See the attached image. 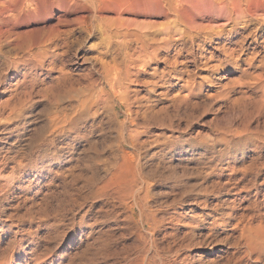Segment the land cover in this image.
<instances>
[{"label":"rangeland","instance_id":"obj_1","mask_svg":"<svg viewBox=\"0 0 264 264\" xmlns=\"http://www.w3.org/2000/svg\"><path fill=\"white\" fill-rule=\"evenodd\" d=\"M90 1L99 0H33L30 18L25 8L0 0V30L12 34L0 42L6 52L0 55V264H129L153 241L159 257L169 246L181 247L176 262L163 264H264V227L255 231L251 252L243 239L249 224L264 225V15L233 22L224 13L211 20L191 10L194 17L185 16L191 38L161 47L137 76L130 66L131 81L117 83V97L101 103L85 87L109 91L102 66L124 56L115 28L130 23L160 41L182 25L158 13L96 15ZM39 29L41 36L50 29V38L55 29L64 35L63 50L53 45L39 57L43 68L24 62L17 45L23 35L36 43ZM222 47L234 48L233 58ZM59 64L72 93L49 88ZM54 98L74 113L73 128L53 127ZM48 141L59 152L39 157L35 146ZM131 189L140 190L145 204L135 215L116 195ZM188 239L193 244L183 249ZM108 250L117 254L106 258Z\"/></svg>","mask_w":264,"mask_h":264},{"label":"bare ground","instance_id":"obj_2","mask_svg":"<svg viewBox=\"0 0 264 264\" xmlns=\"http://www.w3.org/2000/svg\"><path fill=\"white\" fill-rule=\"evenodd\" d=\"M6 1H8V4H9V6L11 7H14V8H18V10L20 9L19 7H21L22 9L23 8H25L26 9V13L28 14V16H31L35 11V7H33V3H32V1L33 0H6ZM91 2V1H90ZM118 2V3H117ZM35 3V2H34ZM123 3V4H122ZM6 4V3H5ZM91 4V6H90V8H91V11H93V13L94 14H96V12H98V11H106V10H111V12L113 11L114 13H116V14H118V16H120L121 14H123L124 12H135V13H143V14H153V15H158V14H162V15H164V16H166V17H171L172 18V22L173 23H177V24H179V25H182V28H180V29H177V28H170L169 29V31H167L166 33H165V38H162V39H160V41H156V40H154L153 38H151L150 36L148 37V35H150L152 32H148V31H142V30H140V29H132L131 27H130V25H132V24H130V23H126L125 24V27L124 28H115V32L116 33H118V34H120L121 35V38H123L122 40H123V49H124V52H123V55L124 56H122L123 58H122V60H121V63L120 64H118V63H114V64H110V65H103L102 66V70H103V78H104V83L106 82L108 85H109V91H106L105 90V86H100V87H98V88H96L97 90H94V87H85V89L86 90H88V91H92V92H90L91 93V95H94V98H95V96H96V100L97 101H99V102H101L102 103V101H104L103 103H105V100L108 98V96H114V97H117L116 96V92H117V90H116V88L117 87H115V85L117 84V83H120V82H122L123 80H129V81H131V75L133 76V74H135V76H137V73L138 72H140V68H143L144 66H147L148 64H149V62L151 61V60H153L154 58H156L157 56H158V54H159V49L161 48V47H163L164 49L166 48H169V46H170V43L171 42H173V44L177 41V40H179V39H181V37L183 38V37H185V38H191V31H192V26H190L189 24H188V22L187 21H185V16L187 17L188 15H189V17L191 18L192 16H193V14L190 12L191 10H198V12L199 11H202L201 13V17L202 18H206V19H211V20H215L219 15H222L223 13L225 14V15H227V17L231 20V21H233V22H235V21H237V19H240V20H242V21H244V22H247V21H249L250 19H252V18H255L256 19V17H258V16H263L264 15V0H130V1H128V0H121V1H116L115 3L114 2H109V0L107 1V0H99L97 3L96 2H91L90 3ZM3 7V6H2ZM77 8V7H76ZM11 9V8H10ZM46 8L45 7H42V10H45ZM80 9H82V8H80ZM34 11V12H33ZM47 11V10H46ZM48 12V11H47ZM110 12V11H109ZM190 12V13H189ZM193 12V11H192ZM5 13V12H4ZM99 13V12H98ZM158 13V14H157ZM193 13H195V12H193ZM26 14V15H27ZM34 15V14H33ZM46 15V14H45ZM97 15V14H96ZM2 17V16H1ZM5 17V16H4ZM94 17H95V15H94ZM148 17V16H147ZM194 17V16H193ZM30 18H32V16L30 17ZM99 18V17H98ZM118 18H120V17H118ZM227 18V19H228ZM97 19V18H96ZM100 19V18H99ZM228 19V20H229ZM1 20V19H0ZM98 20V19H97ZM118 20V19H117ZM256 20H258V19H256ZM103 21V20H102ZM122 21V20H121ZM121 21H119V23L121 22ZM127 22V21H126ZM1 21H0V26H1ZM124 23V22H123ZM261 23V22H260ZM3 24V23H2ZM103 24V23H102ZM234 24H237V22L236 23H234ZM121 25H122V22H121ZM121 25H119V26H121ZM123 26V25H122ZM133 27V26H132ZM134 27H136V26H134ZM133 27V28H134ZM102 28H104V27H102ZM2 29V28H1ZM60 29V28H59ZM105 29V28H104ZM234 29V28H233ZM106 30V29H105ZM104 30V31H105ZM220 30H224L223 28L222 29H220ZM10 30H8L7 28H5V29H2V30H0V42H1V39H4L3 41L6 43V42H8L7 41V39L9 38V37H11L10 36V32H9ZM43 31V30H42ZM42 31L39 29V30H36V32H38L39 33V35H38V37L39 36H41L40 35V33H42ZM49 31V30H48ZM63 32H67V31H64V30H62ZM111 31V30H110ZM221 31V32H222ZM32 32V31H31ZM47 32V31H46ZM50 32H52V30L50 29ZM49 32V35L51 34ZM54 32V31H53ZM106 32V31H105ZM173 32H178V34H180V35H178V37L177 38H173ZM197 32V31H196ZM199 32V31H198ZM108 33H109V31H108ZM216 34H218V33H220V31H218V32H215ZM33 34V33H32ZM68 34V33H67ZM117 34V35H118ZM197 34V33H196ZM12 35V34H11ZM49 35L47 34V36L48 37H46V35H42L41 37H40V40H38L36 43L35 42H33V41H31V40H29V38H27V35H23V37L21 38V41H18L17 42V45H18V48L22 51V60L24 61V62H26V63H30V64H32L31 66H33V67H36V66H40V65H42V61L43 60H41L39 57L41 56V54L42 53H45V54H47V51H48V49H50L49 47L50 46H52L53 47V45H54V48H55V46L58 48V46H59V43H62L63 42V37H64V35H63V37H62V34H61V32L58 30V29H55V33H54V35H53V37L52 38H50L49 37ZM189 36V37H186V36ZM198 35V34H197ZM201 35V34H200ZM36 36V35H35ZM243 37V36H242ZM189 38V39H190ZM196 38V37H195ZM11 39V38H10ZM175 39H176V41H175ZM119 40V39H118ZM183 40V39H182ZM10 41V40H9ZM191 41L193 42L194 40H193V38L191 39ZM122 42V41H121ZM66 43V42H65ZM3 44V43H2ZM36 44V45H35ZM121 44V43H120ZM119 44V45H120ZM49 45V46H48ZM64 45H66V44H64ZM61 46V45H60ZM63 46V45H62ZM62 46H61V48H62ZM118 46V45H117ZM35 48L37 49V51H35ZM53 48V49H54ZM1 49L2 48H0V55L1 54H6V52H2L1 51ZM56 49V48H55ZM59 49V48H58ZM60 50H63V49H59V51ZM161 50V49H160ZM168 50V49H167ZM222 50H223V52H224V54L226 55V56H230L231 55V58H233V56H234V54L233 53H235V49L234 48H224V47H222ZM50 51V50H49ZM53 51V50H52ZM66 51V50H65ZM62 52V51H61ZM237 52V51H236ZM57 53H60V52H57ZM63 53V52H62ZM47 55H50V54H47ZM62 55V54H61ZM45 57V56H44ZM43 57V58H44ZM49 57V56H48ZM51 57H53V56H51ZM63 57V56H62ZM5 58V57H4ZM10 58V57H9ZM38 58L40 59V60H38ZM59 58V57H58ZM230 58V57H229ZM48 59V58H47ZM51 59V58H50ZM49 59V60H50ZM55 59V58H54ZM60 60V59H59ZM47 62V61H46ZM59 62V61H58ZM43 63H45V62H43ZM50 62H48V64H49ZM52 64H54V63H52ZM61 64H63L62 63V61H61ZM104 64V63H103ZM106 64H108V63H106ZM27 65V64H26ZM55 65H57V64H55ZM101 65H102V63H101ZM43 66H44V64L42 65V68H43ZM58 66V65H57ZM59 66H60V64H59ZM130 66H132L133 68H135V71L133 72H131L132 74L130 75ZM30 67V66H29ZM41 67V66H40ZM52 67H53V65H52ZM61 68H59V69H61V70H59L60 71V73H59V76L56 78V82L55 81H52V85H50V90H52V89H54L56 92H57V94L59 95V93L60 92H64V91H67V93H68V91L72 88L71 86H69V87H63L64 86V84H66V82H67V84H68V82H70L71 80H68V81H66L67 80V78H68V75H67V73H66V71H64L65 70V68H64V70L62 69V67L63 66H60ZM149 67V66H148ZM30 68H32V67H30ZM54 68H56V67H54ZM41 69V68H40ZM57 69H58V67H57ZM48 70V69H47ZM51 70V69H50ZM53 70V69H52ZM138 70V71H137ZM145 70V69H144ZM28 71V70H27ZM49 71V70H48ZM143 71V70H142ZM29 72V71H28ZM26 74V73H25ZM140 74V73H139ZM138 74V75H139ZM28 75H29V73H28ZM32 76H33V74H32ZM31 76V78H33ZM30 78V79H31ZM34 79V78H33ZM32 80V79H31ZM36 80V79H35ZM138 80V79H137ZM30 81V80H29ZM126 81V82H127ZM33 82V81H32ZM29 84L31 83V82H28ZM54 83H59V84H62V87H57ZM33 84V83H32ZM32 84H30L29 85V88L31 89V87H34ZM67 84L65 85V86H67ZM26 85V84H25ZM152 85V84H151ZM53 86H56V87H53ZM61 86V85H60ZM27 87V86H26ZM26 87H25V90H26ZM42 88V87H41ZM43 88H45V87H43ZM47 88V87H46ZM84 88V87H83ZM75 90H76V88H74ZM62 90V91H61ZM27 91V92H26ZM25 91V93L27 94V93H29L30 92V90L28 91V89ZM52 92V91H51ZM70 93H72L71 91H69ZM93 92H95L96 93V95L95 94H93ZM23 93V92H22ZM42 93V92H41ZM42 95H44V94H42ZM41 95V96H42ZM56 96V95H55ZM69 96V95H68ZM90 96V95H89ZM54 97V96H53ZM81 97H83V96H81ZM85 97V96H84ZM88 97V96H87ZM119 97V96H118ZM52 98V97H51ZM93 98V97H92ZM64 99V98H63ZM88 98H86V100H87ZM58 100H59V98H57V99H53V100H51V102L54 104V106H55V110H54V113L51 115V117L53 118H51L50 119V121L52 120V125H53V127H55L56 129H60V130H63V129H70V128H73L72 127V124H73V118H74V113H67V112H70V111H66L65 109H63L61 106H60V104H59V102H58ZM82 100L83 101H81L82 103H80V104H82V105H84L85 103H84V99L82 98ZM95 100V101H96ZM81 106V105H80ZM69 108V107H68ZM74 108V107H73ZM79 108V107H78ZM75 109H77L76 107H75ZM73 111V110H72ZM77 111L79 112V109H77ZM74 112H75V110H74ZM77 112V113H78ZM71 114V115H70ZM73 115V116H72ZM75 115H76V112H75ZM76 119V118H75ZM48 120H49V118H48ZM51 126V125H50ZM46 127H47V125H46ZM123 125L122 124H120V128L121 129H123ZM46 130V129H45ZM47 130L49 131V129L47 128ZM46 130V131H47ZM52 130V129H51ZM54 130V129H53ZM39 131V130H38ZM43 131H44V128H43ZM56 131V130H55ZM50 132V131H49ZM77 132V131H76ZM39 133V132H38ZM45 133H47V132H45ZM55 134H56V132H55ZM40 135H42V133L40 134ZM48 135V134H47ZM51 135H53L52 133H51ZM57 135H58V133H57ZM43 136H45V135H43ZM42 136V137H43ZM49 136V135H48ZM59 136V135H58ZM36 136H34V137H32V138H35ZM46 138H48L47 136H46ZM55 138V137H54ZM34 140V139H33ZM38 140V139H37ZM56 140V139H55ZM36 142V141H35ZM35 142H34V144H35ZM126 143H128V142H126ZM28 144V143H27ZM29 144H30V142H29ZM28 144V145H29ZM70 144V143H69ZM30 146H32L31 144H30ZM70 147V146H69ZM31 149V148H30ZM35 149H36V151L38 152V156L39 157H43V156H45L46 157V154H48V151H50L51 152V158L52 157H55L56 155H57V153L59 152H57L56 151V149H55V146H54V144H53V142H51V141H48L47 143H42L41 142V144H38V145H36L35 146ZM59 150L61 151V149L59 148ZM28 151V150H27ZM74 151V150H73ZM34 152H35V150H34ZM72 152V151H71ZM32 154V153H31ZM34 154V153H33ZM19 155V154H18ZM124 155H126V153L125 154H121V156L123 157V159H124ZM59 156H60V154H59ZM25 157V156H24ZM28 157V156H27ZM26 157V158H27ZM13 159H15V158H13ZM18 159V158H17ZM19 160V159H18ZM18 160H17V162H18ZM23 160V159H22ZM26 160V159H25ZM30 160V159H29ZM55 160V159H54ZM57 160V159H56ZM126 160V159H125ZM125 160H124V162H125ZM3 161V160H2ZM6 161V160H5ZM5 161H3V162H5ZM27 161H28V159H27ZM34 161H35V159H34ZM37 161V160H36ZM44 161V160H43ZM50 161V160H49ZM122 161V160H121ZM20 162V161H19ZM24 162V161H23ZM30 162H31V160H30ZM29 162V163H30ZM16 163V162H15ZM21 163V162H20ZM19 163V164H20ZM4 164H6V163H4ZM31 164V163H30ZM29 164V165H30ZM127 164V163H126ZM3 165V164H2ZM23 165V164H22ZM75 165V164H74ZM78 165V164H77ZM71 166H73V165H71ZM85 166V165H84ZM126 166V165H125ZM129 166V165H128ZM16 167V166H15ZM77 167V166H76ZM79 167V166H78ZM21 168V167H20ZM22 168H23V166H22ZM48 168V167H47ZM83 168V167H82ZM18 169V168H17ZM34 170H35V173H36V171L39 169V167H37V166H35L34 168H33ZM53 169V168H52ZM51 169V170H52ZM72 169H73V167H72ZM126 169V168H125ZM95 170V169H94ZM22 171V170H21ZM18 172H19V170H18ZM53 172V171H52ZM80 172V171H79ZM21 172H19V174H20ZM49 173V172H48ZM55 173V172H54ZM58 173V172H57ZM116 173H117V170H116ZM124 173V172H123ZM126 173V172H125ZM43 174V173H42ZM73 174V173H72ZM81 175V174H80ZM122 175V174H121ZM24 176V175H23ZM75 176V175H74ZM52 177H54V176H52ZM118 177V176H117ZM116 177V178H117ZM122 177H124V175L122 176ZM71 178V177H70ZM77 178V177H76ZM112 178V177H111ZM52 179V178H51ZM50 179V180H51ZM78 179V178H77ZM135 179V178H134ZM120 180V179H119ZM19 181V180H18ZM38 181V180H37ZM74 181H76L75 180V178H74ZM83 181V180H82ZM126 182V180H123V182ZM133 181V180H132ZM145 181V180H144ZM50 182V181H49ZM107 182V181H106ZM120 181H118L117 182V184L119 183ZM35 183V182H34ZM122 183V182H121ZM127 183V182H126ZM128 183H131L130 181H128ZM128 183L126 184V185H128ZM140 183V182H139ZM33 184V183H32ZM42 184V183H41ZM64 184V183H63ZM106 184V183H105ZM116 184V183H115ZM134 184V183H133ZM136 184V183H135ZM145 184V183H144ZM7 185V184H6ZM40 185V184H39ZM86 185V184H85ZM122 185V184H121ZM140 185V184H139ZM103 186H104V183H103ZM125 186V185H124ZM107 187V186H106ZM115 187V186H114ZM132 187V186H131ZM102 188H104V187H102ZM117 188V187H116ZM137 188V187H136ZM140 188V187H139ZM67 189V188H66ZM101 189V188H100ZM107 189V188H106ZM119 189V188H118ZM130 189V188H129ZM148 189V188H147ZM104 190V189H103ZM102 190V191H103ZM62 191V190H61ZM67 191V190H66ZM65 191V192H66ZM118 190H116V192H117ZM140 191V190H139ZM139 191H137V189H134V191H133V189H131L130 191H128V192H126V193H124V191H123V193L121 192V193H116V195H119V200L121 201H123L125 204H126V207H127V209H129L130 210V213L132 214V215H135V214H137L139 211L141 212L142 211V209L145 207V204H143V203H141L142 201H141V199H142V197H140L139 196ZM65 192H63V193H65ZM68 192V191H67ZM94 192V191H93ZM98 192V191H97ZM62 193V192H61ZM109 193V192H108ZM93 194V193H92ZM99 194V193H98ZM143 195H144V193H142ZM42 195V194H41ZM63 195V194H62ZM64 195H67L68 196V194H64ZM56 196V195H55ZM70 197V196H69ZM145 197V196H144ZM176 197V196H175ZM42 198H43V196H42ZM50 198V197H49ZM52 199V198H51ZM54 199V198H53ZM47 200V199H46ZM43 201V200H42ZM45 201V200H44ZM41 202V201H40ZM54 202V201H53ZM56 202V201H55ZM63 202V201H62ZM68 202V201H67ZM42 203V202H41ZM44 204V203H43ZM55 204V203H54ZM121 204V203H120ZM56 205V204H55ZM122 205V204H121ZM39 206V205H38ZM48 206H49V204H48ZM52 206V205H51ZM62 206V205H61ZM40 207V206H39ZM47 207V206H46ZM65 207H67V206H65ZM71 207V206H70ZM49 208V207H48ZM47 208V209H48ZM63 208V207H62ZM36 209V208H35ZM50 209V208H49ZM66 209V208H65ZM68 209V208H67ZM62 210V209H61ZM38 212V211H37ZM36 212V213H37ZM49 212H50V210H49ZM220 212V211H219ZM17 213V212H16ZM27 213V212H26ZM36 213H35V215H36ZM52 213V212H51ZM65 213H66V211H65ZM64 212H63V215L65 214ZM68 213H69V211H68ZM71 213V212H70ZM38 214V213H37ZM205 214H207V213H205ZM62 215V216H63ZM209 215V214H208ZM42 216V215H41ZM60 216V215H59ZM68 216V215H67ZM211 216V215H210ZM20 217V216H19ZM52 218H53V216H52ZM55 218V217H54ZM61 218V217H60ZM59 218V219H60ZM202 218V217H201ZM36 219V218H35ZM82 219V218H81ZM130 219V218H129ZM143 219V218H142ZM228 219V218H227ZM49 220V222H51L50 221V219H48ZM58 220V219H57ZM68 220V219H67ZM69 220H70V218H69ZM38 221H39V219H38ZM60 222H63L64 223V219H63V221H61V220H59ZM85 221V220H84ZM260 222H259V226H257V227H252V226H250V224H249V226L246 228V226L244 225V227L246 228V230L245 231H247L245 234H244V238L243 239H245V244H246V247H247V249H248V251L249 252H251V250L256 246L257 247V245H255V244H253V241H255L256 239H255V231L256 230H258V229H261V228H263L264 227V225H263V223H261L262 221H261V219L259 220ZM30 222V221H29ZM57 222V221H56ZM147 222H149V220L147 221ZM197 222V221H196ZM195 222V223H196ZM46 223V222H45ZM55 223V222H54ZM151 223V222H150ZM150 223H147L148 224V227L150 228V232H152V230H153V228H155L154 226H152ZM194 223V224H195ZM199 223H200V221H199ZM61 224V223H60ZM65 224H66V222H65ZM68 224H69V222H68ZM142 224V223H141ZM140 224V225H141ZM144 224V223H143ZM154 224H155V220H154ZM193 224V225H194ZM226 224V223H225ZM51 225V224H50ZM70 225V224H69ZM68 225V226H69ZM196 225V224H195ZM54 226H56V225H54ZM62 226V225H61ZM61 226H60V228H61ZM66 226V225H65ZM64 226V227H65ZM52 227V226H51ZM50 227V228H51ZM67 227V226H66ZM55 228V227H54ZM59 228V227H58ZM49 229V228H48ZM64 229V228H63ZM63 229H62V231H63ZM157 229V228H156ZM191 230V229H190ZM242 230V229H241ZM48 231H50V230H48ZM61 231V232H62ZM86 231V230H85ZM51 232V231H50ZM54 232V231H53ZM60 232V233H61ZM66 232V231H65ZM190 232V231H189ZM243 232V231H242ZM241 232V233H242ZM63 233V232H62ZM93 233V232H92ZM63 234H65V233H63ZM88 234V233H87ZM143 234V233H142ZM188 234V233H187ZM255 234V235H254ZM147 235V234H146ZM192 235V234H191ZM87 236V235H86ZM152 236V235H151ZM154 237V236H153ZM169 237H170V235H169ZM240 237H241V239H242V236L240 235ZM150 238V237H149ZM155 238V237H154ZM208 238V237H207ZM151 239H153V238H151ZM172 239V238H171ZM98 240V239H97ZM150 240V239H149ZM226 240V239H225ZM224 240V241H225ZM93 241V240H92ZM145 241H148L147 239L145 240ZM151 241V240H150ZM171 241V240H170ZM185 241V240H184ZM154 242V241H153ZM153 242H151L150 244H149V246H148V248H144L143 249V251H144V254H143V252H142V254H143V257H142V259L141 260H129V261H127V262H129V264H163L164 262H165V260H166V258H170L173 262H176V259H178V257H179V255H180V250H181V247L180 248H178L177 247V249H173V247H168V248H166L167 250H165L164 251V253L162 254V256H160L159 257V255H157V252H155L157 249H155V247H154V245L152 244ZM197 242V241H196ZM201 242V241H200ZM178 243H180V242H178ZM243 243V242H242ZM182 244H183V246H182ZM181 244V246H182V248L183 249H185V248H187V247H189V246H191V244H193V243H191V240L190 239H188V241H186V242H183ZM200 244V243H199ZM198 244V245H199ZM203 244V243H202ZM201 244V245H202ZM206 244V243H205ZM177 245V244H176ZM176 245H175V247H176ZM158 246V245H157ZM178 246V245H177ZM147 247V246H146ZM158 248V247H157ZM192 248V247H191ZM245 248V247H244ZM45 251V250H44ZM113 252L114 251H112V250H108V251H106L105 252V254H106V258H107V256H110V255H114L113 254ZM159 252H163L162 250H160ZM248 252V253H249ZM117 254V253H116ZM120 254V253H119ZM140 254V253H139ZM161 254V253H160ZM39 256V255H38ZM96 256V255H95ZM115 256V255H114ZM121 256V255H120ZM156 256H158L159 257V260H156ZM8 257V256H7ZM6 257V258H7ZM11 257V256H10ZM34 257V256H33ZM32 257V258H33ZM39 257H41V256H39ZM48 257V256H47ZM140 257V256H139ZM35 258V257H34ZM44 258V257H43ZM105 258V259H106ZM117 258V257H116ZM126 258V257H125ZM130 258V257H129ZM135 258V257H134ZM8 259V258H7ZM42 259V258H41ZM40 259V260H41ZM79 259V258H78ZM118 259H119V257H118ZM136 259V258H135ZM170 259H169V261H170ZM5 260V259H4ZM34 260V259H33ZM38 260V259H37ZM83 260V259H82ZM114 260H115V258H114ZM105 261V260H104ZM1 262V261H0ZM4 262V261H3ZM29 262V261H28ZM76 262H77V260H76ZM228 262V261H227ZM79 263V262H78ZM126 263V262H125ZM184 264V263H186V262H184V261H179V262H177L176 264ZM27 264V263H26ZM90 264V263H89ZM165 264H167V263H165ZM169 264V263H168ZM171 264V263H170ZM202 264V263H201ZM206 264V263H205ZM213 264V263H212ZM230 264V263H229Z\"/></svg>","mask_w":264,"mask_h":264}]
</instances>
